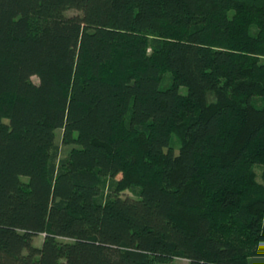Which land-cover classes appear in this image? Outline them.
<instances>
[{
  "label": "trees",
  "instance_id": "obj_1",
  "mask_svg": "<svg viewBox=\"0 0 264 264\" xmlns=\"http://www.w3.org/2000/svg\"><path fill=\"white\" fill-rule=\"evenodd\" d=\"M263 70L264 0H0V264H264Z\"/></svg>",
  "mask_w": 264,
  "mask_h": 264
},
{
  "label": "rangeland",
  "instance_id": "obj_2",
  "mask_svg": "<svg viewBox=\"0 0 264 264\" xmlns=\"http://www.w3.org/2000/svg\"><path fill=\"white\" fill-rule=\"evenodd\" d=\"M74 10H68L67 14H72L74 13ZM261 73V75H260ZM259 75L260 77L264 78V70L260 71ZM32 80L37 82V78L35 76L32 77ZM163 80L164 83H167L170 81V74L169 73H163ZM179 92L181 94L186 93V90L183 86L179 87ZM60 131L57 130L56 131V139L55 142L56 144H58L60 146V150H61V156L65 155L67 152V147L62 146L61 141H60ZM179 144L178 142H176L175 144V149H178ZM249 169L251 171V173L253 174V178L257 183H263L264 184V164L262 163H251L249 165ZM138 189L137 188H127L124 190V195H129V196H135L137 194ZM216 223L213 224V228H215L214 230H216V232L218 233L219 236H222L223 238H228L230 239L233 243L239 242L242 239V234L240 232V230L238 228L233 227L232 223L229 220V216L225 215L224 218H217V216L215 215V217L213 218ZM223 220V221H222ZM227 221V226L221 230L218 228L219 224L224 221ZM42 238L43 235L39 234L33 237L32 243L35 246H40L41 242H42ZM244 243L246 244V247H249L251 252L253 253L254 257H257V253L260 250L262 253H264V246L261 245L257 240L251 238V239H247V241H244ZM187 260L183 259V258H173L169 264H187Z\"/></svg>",
  "mask_w": 264,
  "mask_h": 264
}]
</instances>
